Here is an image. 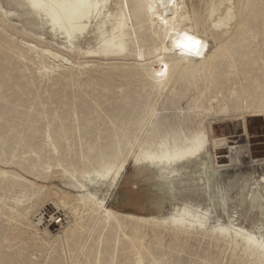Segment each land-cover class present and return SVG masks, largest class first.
Masks as SVG:
<instances>
[{
    "label": "bare ground",
    "instance_id": "1",
    "mask_svg": "<svg viewBox=\"0 0 264 264\" xmlns=\"http://www.w3.org/2000/svg\"><path fill=\"white\" fill-rule=\"evenodd\" d=\"M17 1L29 11L4 10L0 4V33L22 60L38 64L41 74L95 81L107 92L120 83L115 88L126 100L137 83L130 104L140 115L135 131L117 133L111 145L105 141L98 153L83 154L82 168L65 164L48 134L57 164L47 165L45 177H65L86 193L73 195L58 185L32 182L42 187L38 201L13 197L8 227L40 243L66 242L86 218L90 240L100 229L108 230L127 240L125 246L136 256L132 264H146L129 232L144 246L149 226L159 247L168 234L172 242L189 244L195 238L206 242L212 259L218 257L214 250L219 254L229 248L227 264H264V173L234 178L237 185L247 183L240 197L223 178L234 163L232 153L239 155L249 141L248 121L264 124V82L255 75L256 51L233 47L235 37L246 32L250 0H88L93 6L83 10L62 6L73 0H41V8H34L32 0ZM15 16L55 42L26 39L9 21ZM249 78L257 82L252 89L243 83ZM220 127L230 134L217 135ZM254 145L249 162L264 165V134L256 136ZM131 163L139 169L150 166L158 188L171 198L175 176L183 182L193 166V184L204 189L206 206L183 202L169 217L115 212L107 202ZM1 171L0 190L7 181L26 185L19 173ZM153 264L161 262L153 258Z\"/></svg>",
    "mask_w": 264,
    "mask_h": 264
},
{
    "label": "rangeland",
    "instance_id": "2",
    "mask_svg": "<svg viewBox=\"0 0 264 264\" xmlns=\"http://www.w3.org/2000/svg\"><path fill=\"white\" fill-rule=\"evenodd\" d=\"M0 4L4 6V10L13 9L18 13L29 11L27 6L21 5L17 0L9 3L0 0ZM249 6L251 9L248 10L250 15L246 32L244 37H235L236 44L233 47L241 49L245 45L255 49V75L264 82V0H250ZM9 21L19 34H27L24 36L26 39L55 42L46 31L45 34L37 31L22 17H9ZM11 45L9 38L0 33V173L2 169L8 173L17 172L23 176L18 179L28 186L7 181L0 190V264H132L136 256L133 249L125 246L127 240L101 229L90 240V221L86 218L85 226L70 235L66 242L51 239L48 244L40 243L27 235L17 236L8 227L6 218L10 215L11 206H15L14 198L20 197L24 203L38 201L42 187L34 186L32 182L48 187L58 185L73 195L86 193L71 187L65 177H45L47 165L57 164V154L49 144L51 138H48V134L59 145L63 162L82 168L83 154L86 158L98 153L105 141L111 145L110 140L114 141L112 136L117 133L135 131L140 114L138 108L134 109L130 103L135 100L134 91L139 84H131L132 88L128 93L131 98L126 100L121 97L119 89L115 88L120 83H114L113 90L107 92L97 88L95 81H71L63 79L57 72L50 76L44 72L41 74L38 64L22 60L10 48ZM243 83L246 86L250 84V89L257 84L251 78L243 80ZM248 130L249 141L239 155L232 153L234 163L223 172L225 184L228 183L230 190L235 187L240 194L238 197L246 193L243 187L247 183L240 182L237 185V179L245 175L258 177L264 173V165H252L249 162V157L256 149V136L264 134V124L261 120L252 118L248 121ZM229 134L227 127L218 128L217 135ZM103 150L107 151V148ZM187 171L190 173L183 174V182L175 176L177 190L171 198L158 188L159 181L154 178L150 166L139 169L131 163L122 179L134 183L133 187L137 191L135 204L138 209L131 208L127 213L116 207V197L122 193V187L118 185L120 182L112 191L107 206L120 214L158 217L171 216L183 202H200L206 206L204 189L196 188L193 184V166ZM51 202L49 200L48 203ZM144 211L151 214L145 215ZM146 233L143 246L139 237L129 232L133 242L139 246L146 264H153V258L158 259L161 264H227L229 261V248L219 254L214 250L218 257L212 259L213 256L207 255L208 245L204 241L193 238L189 244L172 242L168 234L165 244L159 247L152 240L151 227H146Z\"/></svg>",
    "mask_w": 264,
    "mask_h": 264
},
{
    "label": "crops",
    "instance_id": "3",
    "mask_svg": "<svg viewBox=\"0 0 264 264\" xmlns=\"http://www.w3.org/2000/svg\"><path fill=\"white\" fill-rule=\"evenodd\" d=\"M118 185H120V188L122 187V193L116 197V207H118L121 211H126L127 213L130 212L131 208L138 209L135 204V195L137 191L135 190L136 188L133 187L135 186L134 183L132 184L130 181L122 179ZM144 214L149 215L151 213L148 214L147 211H144Z\"/></svg>",
    "mask_w": 264,
    "mask_h": 264
},
{
    "label": "snow or ice",
    "instance_id": "4",
    "mask_svg": "<svg viewBox=\"0 0 264 264\" xmlns=\"http://www.w3.org/2000/svg\"><path fill=\"white\" fill-rule=\"evenodd\" d=\"M32 6L34 8H41V7H44L45 5L43 3H41V0H32ZM62 6L65 8L83 10V9H90L93 5L90 4L88 2V0H73V2L66 3ZM95 6L99 7L98 4ZM186 39L192 41L193 44H199L200 43L198 40H195L193 37H186ZM262 246H264V244H262Z\"/></svg>",
    "mask_w": 264,
    "mask_h": 264
}]
</instances>
